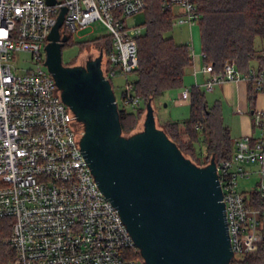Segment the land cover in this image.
Returning <instances> with one entry per match:
<instances>
[{
  "label": "built area",
  "instance_id": "built-area-1",
  "mask_svg": "<svg viewBox=\"0 0 264 264\" xmlns=\"http://www.w3.org/2000/svg\"><path fill=\"white\" fill-rule=\"evenodd\" d=\"M55 1L0 0V218L14 221L10 264H145L134 258L140 249L82 153L83 125L44 64L48 35L61 7H67L62 36L100 22L112 40L102 62L105 78L111 82L134 74L143 28L127 26L126 20L145 13L148 1ZM160 8L172 13L178 26L192 28L200 21L197 0H160ZM22 53L30 55L32 68L19 66ZM202 72L206 81L196 86L205 91L247 82L264 95V72L258 67L243 75L226 62L220 73L211 64ZM124 90L123 106L137 108L141 100L132 82ZM189 98L190 88L181 94L182 100ZM252 121L254 134L235 140L232 158L217 164L233 260L255 252L264 240V108L252 111ZM253 177L254 187L240 190V182Z\"/></svg>",
  "mask_w": 264,
  "mask_h": 264
},
{
  "label": "water",
  "instance_id": "water-1",
  "mask_svg": "<svg viewBox=\"0 0 264 264\" xmlns=\"http://www.w3.org/2000/svg\"><path fill=\"white\" fill-rule=\"evenodd\" d=\"M61 8L48 35L44 65L83 125L82 153L145 264H231L234 253L215 158L207 166L187 158L157 126L151 101L143 130L126 136L112 83L103 74L102 52L86 66L64 65L70 37L60 31L68 11Z\"/></svg>",
  "mask_w": 264,
  "mask_h": 264
},
{
  "label": "trees",
  "instance_id": "trees-1",
  "mask_svg": "<svg viewBox=\"0 0 264 264\" xmlns=\"http://www.w3.org/2000/svg\"><path fill=\"white\" fill-rule=\"evenodd\" d=\"M147 1L148 8L144 13L146 32L138 38V67L134 72L136 79L132 82L133 94L140 98L141 104L134 111L118 105L123 133L127 135L138 128L150 101L155 102L167 92L184 86L186 70L193 64L189 45L176 44L172 38L166 37L174 26V15L161 10L160 0ZM197 4L201 16L204 64H211L214 71L220 73L229 62L247 75L256 62L264 72V54L258 55L255 45L258 38L264 41V0H197ZM104 39L108 46L107 55L112 51V40ZM95 41L100 42L101 38ZM70 42L71 39L66 45ZM253 92L249 94L251 106H254ZM126 95L124 90L122 100ZM188 101L189 119L182 124L162 122V130L198 166H207L212 158L217 164L230 160L235 140L224 123L221 103L216 101L210 105L205 91L198 86L190 88ZM200 141L205 146L204 156L197 151ZM252 197L260 202L258 193H253ZM13 223V219L0 218V264H10L15 257V251L8 243ZM134 258L142 260L140 253ZM231 264H264V240L257 243L255 252L233 260Z\"/></svg>",
  "mask_w": 264,
  "mask_h": 264
},
{
  "label": "rangeland",
  "instance_id": "rangeland-1",
  "mask_svg": "<svg viewBox=\"0 0 264 264\" xmlns=\"http://www.w3.org/2000/svg\"><path fill=\"white\" fill-rule=\"evenodd\" d=\"M146 16L144 13L134 16L131 19L126 20L127 26H141L143 28V33L141 36H143L146 32V28L144 26ZM174 23H175V16H174ZM108 32L106 28L100 23L95 22L91 24L87 29L83 31L74 32L70 35L71 42L66 45L63 48V63L64 65H70V66H86L88 61L95 60L101 55L104 57L105 51L107 49V42L105 37L108 38V41H111V38L107 35ZM167 38H172L176 44H190L191 47H193L192 54L194 56L201 55L202 54V33H201V26L200 22H197L193 25L192 28L188 26H178L175 25L171 29L169 33L166 34ZM97 38H101L100 42H96L95 40ZM91 41L89 44H86L84 47L83 45L86 42ZM256 48L258 50V55L264 54V41L261 39H257L255 42ZM30 59V55L27 53L21 54V61L19 62V66L21 68H32L33 65L31 63H27ZM104 62H106L107 57H104ZM202 67H204V62L202 63ZM253 66L256 68L257 63L254 62ZM136 79L135 74L128 75L126 77L122 76H116L111 79L113 90L115 92V96L117 98V102L119 107H123V101H122V92L125 89L126 83L133 82ZM200 84L202 83V75L199 74L198 76ZM192 80V78H191ZM194 82V80H192ZM188 81L185 80L184 86L180 89L169 91L168 95L166 97H162L155 102L152 101V106L155 111L156 116V123L157 126L162 129V123L164 121H174L177 123H184L187 121L190 117V107L189 105H185L184 103L180 105H175V102H171L169 99L172 96L173 99H181V94L186 89V87H189L190 85H195L196 82L191 83L188 85ZM198 84V82H197ZM206 92V98L207 101H209L210 105H213L214 102L218 99L217 90L215 89L214 92ZM127 110L134 111V109L127 107ZM227 108H225L224 111ZM147 110L142 115L138 128L132 133L135 134L139 131H142L144 128V120L146 117ZM225 123L231 127V136L233 139H236L239 135L238 130L235 129L236 120L231 115H227L225 118ZM131 134V135H132ZM126 136H130L125 134ZM197 151L201 156H204L205 154V146L202 141L197 144ZM191 160V159H190ZM192 161V160H191ZM193 162V161H192ZM195 163V162H194ZM257 178L253 177L249 181H242L240 182V190L246 192L247 190H250L254 187V184L256 183Z\"/></svg>",
  "mask_w": 264,
  "mask_h": 264
},
{
  "label": "crops",
  "instance_id": "crops-1",
  "mask_svg": "<svg viewBox=\"0 0 264 264\" xmlns=\"http://www.w3.org/2000/svg\"><path fill=\"white\" fill-rule=\"evenodd\" d=\"M193 56V64L190 68L186 70L185 80H187L190 85L191 83L196 82L195 85H190L186 87V89L191 88L192 86L198 85L202 86L206 81V74L202 72V63L203 59L201 55H192ZM202 75V83L200 84L198 76ZM194 80V82L191 80ZM184 80V82H185ZM202 89V87H200ZM217 90L218 99L222 105L223 110V118L225 123L226 113L227 115H231L235 118L236 124L235 129L238 130L239 135L236 139L242 138L243 136L252 135L253 133V121H252V111L256 108H264V95L256 93L253 88L247 82H239V83H225L222 85H216L212 92ZM205 91L204 89H202ZM253 92L254 95V106H251L249 103V94ZM169 92H167L163 97H166ZM206 93V92H205ZM171 102H175V105H180L184 103L185 105H189V101H184L182 99H173L171 96L169 99ZM209 102V101H208ZM210 104V103H209ZM227 108V111H224ZM163 122H166L163 120ZM174 122V121H169ZM162 123V122H161ZM225 125L230 129L231 127L225 123ZM186 139V137H184Z\"/></svg>",
  "mask_w": 264,
  "mask_h": 264
}]
</instances>
